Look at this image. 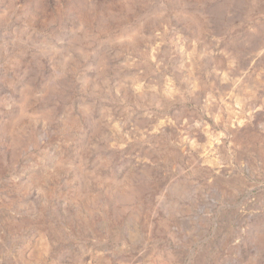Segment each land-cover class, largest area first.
<instances>
[{
  "label": "rangeland",
  "instance_id": "rangeland-1",
  "mask_svg": "<svg viewBox=\"0 0 264 264\" xmlns=\"http://www.w3.org/2000/svg\"><path fill=\"white\" fill-rule=\"evenodd\" d=\"M0 264H264V0H0Z\"/></svg>",
  "mask_w": 264,
  "mask_h": 264
}]
</instances>
